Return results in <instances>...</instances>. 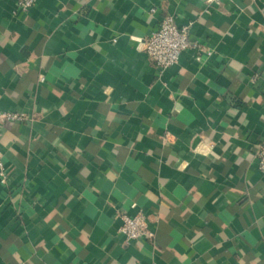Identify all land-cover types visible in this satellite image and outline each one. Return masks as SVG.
Returning a JSON list of instances; mask_svg holds the SVG:
<instances>
[{"label":"crops","instance_id":"1","mask_svg":"<svg viewBox=\"0 0 264 264\" xmlns=\"http://www.w3.org/2000/svg\"><path fill=\"white\" fill-rule=\"evenodd\" d=\"M0 0V264H264V0ZM210 48L159 75L167 17ZM1 171V170H0ZM143 214L150 240L127 241Z\"/></svg>","mask_w":264,"mask_h":264},{"label":"built area","instance_id":"2","mask_svg":"<svg viewBox=\"0 0 264 264\" xmlns=\"http://www.w3.org/2000/svg\"><path fill=\"white\" fill-rule=\"evenodd\" d=\"M222 0H206L207 12L221 4ZM36 0H20L19 7L23 12H28L34 7ZM192 25L180 27L174 17L167 16L160 23L159 27L146 39L141 41L143 52L148 56L149 60L155 65L159 75L165 70L179 63L183 52L188 50H196L198 60L202 58H210L213 52L206 45L197 41L191 33ZM26 117L22 114L0 110V139L2 136V128L6 122L25 121ZM256 159L260 171L264 174V146H260L256 153ZM0 180L6 182V173L2 164V152L0 150ZM123 225L120 232L126 237L127 241L154 238V233L149 227L148 219L143 214L135 217L127 215L122 216Z\"/></svg>","mask_w":264,"mask_h":264}]
</instances>
